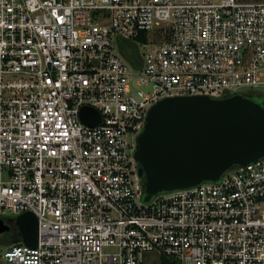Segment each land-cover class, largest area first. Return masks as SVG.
<instances>
[{
  "label": "built area",
  "instance_id": "obj_1",
  "mask_svg": "<svg viewBox=\"0 0 264 264\" xmlns=\"http://www.w3.org/2000/svg\"><path fill=\"white\" fill-rule=\"evenodd\" d=\"M235 93L264 95V0H0V217L39 227L0 264H264V157L150 200L136 159L159 100Z\"/></svg>",
  "mask_w": 264,
  "mask_h": 264
},
{
  "label": "water",
  "instance_id": "obj_2",
  "mask_svg": "<svg viewBox=\"0 0 264 264\" xmlns=\"http://www.w3.org/2000/svg\"><path fill=\"white\" fill-rule=\"evenodd\" d=\"M82 119L100 121L84 106ZM264 157V104L251 94L166 97L149 110L138 136L136 159L144 180L145 200L162 191L216 181L235 166ZM30 246L38 244V217L26 211L14 220ZM11 224L0 217V234Z\"/></svg>",
  "mask_w": 264,
  "mask_h": 264
},
{
  "label": "trees",
  "instance_id": "obj_3",
  "mask_svg": "<svg viewBox=\"0 0 264 264\" xmlns=\"http://www.w3.org/2000/svg\"><path fill=\"white\" fill-rule=\"evenodd\" d=\"M145 39V38H141ZM124 45V55L129 60H133L135 57H137V49L136 44L132 41H125L123 42ZM23 236L21 234L20 229L15 223H11V229L7 232H4L0 235V242L4 245H9L12 243L20 242L22 240ZM164 264H170L168 260H164Z\"/></svg>",
  "mask_w": 264,
  "mask_h": 264
},
{
  "label": "rangeland",
  "instance_id": "obj_4",
  "mask_svg": "<svg viewBox=\"0 0 264 264\" xmlns=\"http://www.w3.org/2000/svg\"><path fill=\"white\" fill-rule=\"evenodd\" d=\"M255 91H260V90H255ZM256 96H260V94L259 93H257L256 94ZM257 97V98H258ZM7 222H10V224L12 223H15V219H16V216L15 215H13V214H8V215H4V217H3ZM16 224V223H15ZM17 225V224H16ZM147 253H154V254H147ZM147 254V255H146ZM145 255H146V261H155V260H159L157 257L160 255L158 252H146L145 253ZM161 256V255H160ZM151 257H152V259H151Z\"/></svg>",
  "mask_w": 264,
  "mask_h": 264
},
{
  "label": "crops",
  "instance_id": "obj_5",
  "mask_svg": "<svg viewBox=\"0 0 264 264\" xmlns=\"http://www.w3.org/2000/svg\"><path fill=\"white\" fill-rule=\"evenodd\" d=\"M3 234V233H2ZM147 254H154V253H147ZM146 254V255H147ZM146 255H145V258H144V261H143V263L142 264H164V257H162V256H158L157 258L159 259V260H155V261H146ZM155 255V254H154ZM151 259H152V257H151Z\"/></svg>",
  "mask_w": 264,
  "mask_h": 264
},
{
  "label": "flooded vegetation",
  "instance_id": "obj_6",
  "mask_svg": "<svg viewBox=\"0 0 264 264\" xmlns=\"http://www.w3.org/2000/svg\"><path fill=\"white\" fill-rule=\"evenodd\" d=\"M256 94H257V93L252 94V96H253L255 99H257L258 101H260L261 103L264 104V95H263L262 93H259L260 96L258 97V96H256ZM257 97H258V98H257Z\"/></svg>",
  "mask_w": 264,
  "mask_h": 264
}]
</instances>
